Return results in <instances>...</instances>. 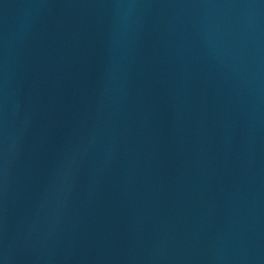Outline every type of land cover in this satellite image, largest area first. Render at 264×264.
<instances>
[{
	"label": "water",
	"instance_id": "1",
	"mask_svg": "<svg viewBox=\"0 0 264 264\" xmlns=\"http://www.w3.org/2000/svg\"><path fill=\"white\" fill-rule=\"evenodd\" d=\"M0 264H264V0H0Z\"/></svg>",
	"mask_w": 264,
	"mask_h": 264
}]
</instances>
